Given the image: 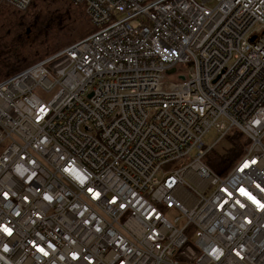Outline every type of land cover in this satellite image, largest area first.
Returning <instances> with one entry per match:
<instances>
[{
  "label": "built area",
  "instance_id": "2783aa9c",
  "mask_svg": "<svg viewBox=\"0 0 264 264\" xmlns=\"http://www.w3.org/2000/svg\"><path fill=\"white\" fill-rule=\"evenodd\" d=\"M68 1L95 32L0 82V264H264V0Z\"/></svg>",
  "mask_w": 264,
  "mask_h": 264
},
{
  "label": "trees",
  "instance_id": "16d2710c",
  "mask_svg": "<svg viewBox=\"0 0 264 264\" xmlns=\"http://www.w3.org/2000/svg\"><path fill=\"white\" fill-rule=\"evenodd\" d=\"M94 32L82 4L30 0L19 11L0 2V82ZM247 144L241 133L229 129L205 152L202 163L223 176L240 160Z\"/></svg>",
  "mask_w": 264,
  "mask_h": 264
},
{
  "label": "rangeland",
  "instance_id": "374dc122",
  "mask_svg": "<svg viewBox=\"0 0 264 264\" xmlns=\"http://www.w3.org/2000/svg\"><path fill=\"white\" fill-rule=\"evenodd\" d=\"M196 2L200 3V0H195ZM208 9L213 8V6L215 5V1L214 0H209L204 4ZM181 71H183V73H185V66H180L178 67ZM177 76H170L168 74H164L163 78L161 79L162 83H176L177 82ZM56 92V88L51 89L50 91H48L47 93H40L38 94V96L43 100V101H48L52 95ZM217 138V135L215 134L214 130L211 129L207 135H205L204 137V143L206 146L210 145L215 139ZM222 143V142H221ZM220 143V144H221ZM219 144V145H220Z\"/></svg>",
  "mask_w": 264,
  "mask_h": 264
},
{
  "label": "water",
  "instance_id": "95a60500",
  "mask_svg": "<svg viewBox=\"0 0 264 264\" xmlns=\"http://www.w3.org/2000/svg\"><path fill=\"white\" fill-rule=\"evenodd\" d=\"M252 40H253V38H250V39H249V41H252Z\"/></svg>",
  "mask_w": 264,
  "mask_h": 264
},
{
  "label": "snow or ice",
  "instance_id": "6c2138e0",
  "mask_svg": "<svg viewBox=\"0 0 264 264\" xmlns=\"http://www.w3.org/2000/svg\"><path fill=\"white\" fill-rule=\"evenodd\" d=\"M246 166V165H245ZM5 231H9L8 229H5Z\"/></svg>",
  "mask_w": 264,
  "mask_h": 264
}]
</instances>
